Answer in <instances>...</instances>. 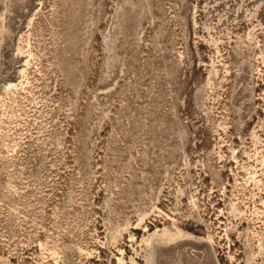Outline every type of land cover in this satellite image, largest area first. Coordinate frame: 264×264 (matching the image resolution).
Wrapping results in <instances>:
<instances>
[{
  "label": "rangeland",
  "instance_id": "374dc122",
  "mask_svg": "<svg viewBox=\"0 0 264 264\" xmlns=\"http://www.w3.org/2000/svg\"><path fill=\"white\" fill-rule=\"evenodd\" d=\"M0 264H264V0H0Z\"/></svg>",
  "mask_w": 264,
  "mask_h": 264
}]
</instances>
